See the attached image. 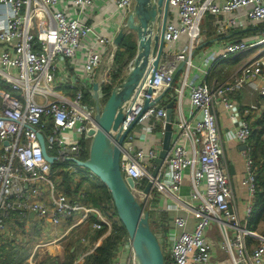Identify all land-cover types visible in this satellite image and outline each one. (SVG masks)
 Masks as SVG:
<instances>
[{"label": "built area", "instance_id": "obj_1", "mask_svg": "<svg viewBox=\"0 0 264 264\" xmlns=\"http://www.w3.org/2000/svg\"><path fill=\"white\" fill-rule=\"evenodd\" d=\"M94 4L95 0H64V3L62 0H0V5L6 8L5 26L0 28V80L10 87V90H0V234L6 232V220L10 216L28 219V214L33 213L45 224L56 226L81 211L80 221L94 216L92 227L104 229L103 238L115 235L113 217L100 208L70 198L59 186L61 168H53L55 163H67L69 176L80 174L75 161H83L88 156L87 144L96 129L94 117L98 108H102L99 88L102 87L105 94V89L111 90L124 76L109 75L117 49L113 41L125 25L134 0H102L101 17L92 13ZM169 9L175 14L169 18L167 12L163 31L167 44H164L159 65L154 72L150 69L143 75L122 106L123 120L119 129L123 132L133 126L121 146L120 169L125 178H132V193L142 211L156 224L163 221V209L157 208L154 201L168 194L182 203L178 192L185 173L189 175L188 197L196 202L190 208L193 227L186 230L187 218L174 215L165 264H207L214 241L206 239V230L212 223L218 227L221 235L218 245L227 255L228 264H264V233L241 227L230 207L232 191L222 159L215 110L218 105L229 113V119L235 124V138L247 145L250 126L241 117L233 95L245 83H254L258 68L264 66V58L251 60L242 66L240 74L236 72L212 86L189 81L187 75L206 14L224 13L240 20L236 12L245 10L247 19L263 23L264 0H222L221 4L215 0H168ZM105 21L107 27L103 25ZM183 36L186 40L177 51L165 57L167 48ZM250 47L264 49V37L252 42L233 41L226 45V51L234 54ZM210 57L208 61L216 55ZM104 59L109 65L97 75ZM131 62L126 68H130ZM179 63L184 64L185 75L175 88L177 133L160 169L153 175L154 159L162 143L155 139L149 120L159 122L162 137L165 106L154 103L144 109V103L153 102L166 88H172ZM95 82L97 101L93 98ZM185 87L189 89L192 107L188 110L182 108L181 102ZM259 93L264 96V86L259 88ZM86 99L95 102L89 103ZM257 107L251 104L243 112ZM112 133L114 137L118 130ZM38 134L43 138L47 155L54 158L53 164L44 158ZM135 141L142 143L136 146ZM248 151L249 147L242 183L252 199L256 190L255 167ZM147 185L149 189L145 191ZM172 206L177 208V205ZM76 225L71 224L68 230ZM229 229L236 231L234 237H230ZM65 235L53 237L52 242L56 243ZM247 237L257 244L249 246ZM124 245L129 249L131 264H137L125 233L116 240L111 264H121L120 250ZM38 246H34L33 252ZM91 252L90 249L84 255Z\"/></svg>", "mask_w": 264, "mask_h": 264}, {"label": "crops", "instance_id": "obj_2", "mask_svg": "<svg viewBox=\"0 0 264 264\" xmlns=\"http://www.w3.org/2000/svg\"><path fill=\"white\" fill-rule=\"evenodd\" d=\"M102 0H95V4L92 7V13L98 14L100 11V3ZM217 4H221L222 0H215ZM64 3V0H62ZM175 14V11L169 9L168 17L172 18ZM236 15L241 17L239 20L237 17H232L227 14H206L202 20L201 24V39L199 44L196 46L194 51L191 54V63L192 66L187 75H189V81H200L205 83L208 86H212L215 83H220L234 75L236 72L240 74V69L246 63L250 62L253 59L263 57L264 58V49L261 47H250L245 49L244 51L230 54L226 51V45L237 40H245V41H255L257 39L264 37V22L263 23H255L245 17V10H239L236 12ZM5 16H6V8L0 5V28L5 26ZM101 17V15H99ZM231 19V20H230ZM233 21V22H232ZM92 37V36H90ZM185 37L183 36L180 41L175 42L172 47L167 48L165 51V57H169L173 55L177 49L181 46V44L185 41ZM165 45L167 43H164ZM116 49V53L117 50ZM169 49V50H168ZM136 52V51H135ZM215 54L216 57L212 60L208 61V58ZM135 55V53H134ZM133 55V57H134ZM116 57V55H115ZM114 57L113 67L109 75H125L128 68H126L127 64L132 61V59L128 63H124L123 65L116 64V60ZM132 57V58H133ZM211 58V57H210ZM219 60L225 61L227 66H230V72L227 73L222 69H216V64ZM109 65L107 59H104L101 63V66L97 69V75H100L101 72ZM104 66V67H103ZM184 72V64L179 63L173 79L172 88H168L163 96L170 90L171 93L168 95L165 101L161 100L158 102V105L165 106L170 101L173 102L172 106V138L175 137L177 133V128L175 126L176 121V103H177V94L175 88L178 87L182 81ZM114 78V77H113ZM254 85L257 88H254ZM264 86V66H260L257 70V75L254 78V83L251 82L245 83L240 89L234 93L233 97L235 103L239 108V113L243 119L247 121V123L252 124L255 122L261 115L262 110L264 108V96L259 93V88ZM10 90V87L0 80V90ZM162 93V92H161ZM189 89L188 87L184 88V94L181 99L182 108L188 110L191 107L189 99H188ZM251 104H256L258 107L255 110H251L247 113L243 112L244 109L248 108ZM215 110L218 118V124L220 128L221 142L223 147V156L222 159L227 168V175L229 178V184L231 187L232 195H231V203L230 207L233 210V214L237 223L241 227H245L247 229L254 230L258 233H264V211L258 213L257 217L254 219L253 224L248 226L249 219L251 217V213L254 207V197L251 199L248 193L247 187L242 183L243 179L246 176V148L249 147L247 145L237 141L234 136V123L229 119V113L224 110L222 107L215 105ZM149 125L153 126L155 139L161 140L159 130V122L154 120L153 118L149 120ZM142 142L135 141V145L138 146ZM171 144V142H170ZM162 146V145H161ZM247 146V147H246ZM1 148V146H0ZM1 151V149H0ZM248 155L251 157V150L249 148ZM155 164V163H154ZM82 174H86L92 181H94V177L88 172H83ZM75 178V177H74ZM77 182V179L73 180V183ZM101 185V182H97L95 186L90 184H84L88 189L95 195L97 194V189ZM190 191V178L187 173H185L182 184L179 189V196L181 198L182 203L174 201L168 194L160 196L154 201V205L157 208L163 209V221L161 224H156L154 219H150L153 222V229L155 231V235L160 243V246H163L169 255L168 246H169V231L173 228L172 218L177 215L183 216L187 218V225L185 227L186 230H191L193 227V217L190 208L193 207L196 202L192 201L188 197V193ZM79 200V199H76ZM80 201V200H79ZM88 204V203H87ZM177 205V208H174L172 205ZM91 205V204H89ZM167 205V206H166ZM94 206V205H91ZM103 210L105 214H107L104 210L106 209L108 212L107 215L113 217L115 222V234L123 227L119 221V219L112 213V209L110 206L109 200L102 201L99 206H94ZM105 209H104V208ZM166 207V208H165ZM249 209V211H248ZM82 212L78 211L73 215L72 218L61 221L58 225L53 226L50 224H45L40 219L34 217V215L30 216L28 214V219L20 218L19 222H16V227H11V232L7 237L9 240V236L12 238L17 237L15 235L16 232L20 230L21 226L25 229L24 232H29L30 230L34 231L39 237H41V228H45L51 226V234L47 235L43 242H39V246L36 251L33 252L34 246L31 247L30 251L28 250L27 257L25 258L23 264H52V262H58L62 260H72V264H84L85 259L90 256L93 250L102 243L105 238H103V233L99 234L100 230L94 229L92 227V223L95 221L92 220L94 216H91L88 221H80ZM151 216V214H150ZM95 218V217H94ZM8 227L12 224L11 220L8 221ZM73 223L77 225L72 229H69V226ZM40 225V228H38ZM59 228L63 230L60 233H57ZM59 232V231H58ZM60 240L56 243L52 242L53 237H57L59 235L65 234ZM123 233H125L123 231ZM122 233V234H123ZM236 231L233 229H229L230 237H234ZM121 233H119L120 235ZM127 234V233H125ZM23 237V236H22ZM20 242L23 238L17 237ZM84 239V241H82ZM206 239L214 241L213 247H211V259L207 264H228L227 255L220 248L221 235L218 231V227L215 223L206 230ZM247 243L249 246H255L257 242L251 237H247ZM219 243V245H218ZM32 244V243H31ZM68 244H71L69 251L67 252ZM23 245H26L24 242ZM92 250V252L88 255H84L88 250ZM120 258L121 264H131V259L129 256L128 247L121 246L120 250ZM167 255V257H168ZM82 258V259H80Z\"/></svg>", "mask_w": 264, "mask_h": 264}, {"label": "water", "instance_id": "obj_3", "mask_svg": "<svg viewBox=\"0 0 264 264\" xmlns=\"http://www.w3.org/2000/svg\"><path fill=\"white\" fill-rule=\"evenodd\" d=\"M167 12L168 0H134L125 25L117 32L113 41L119 46L126 36L133 34L136 52L131 66L122 81L111 89L104 105L101 109L98 108L95 114L96 129L91 132L87 158L83 161H75L77 165L98 177L109 190L116 215L131 241L137 264H165V260L157 236L151 228L149 215L142 211L141 205L130 189L133 180L130 177L125 178L120 169L121 146L133 124L123 132L119 126L123 120V104L131 97L143 75L150 69L154 72L159 65L164 49L163 31ZM92 88L93 98L97 101L96 82ZM167 89L162 91L153 102L146 100L144 109L158 103ZM172 106V101L165 105L164 135L161 149L154 159L153 175L160 169L170 148ZM116 130L118 133L113 137L112 131ZM38 140L44 158L53 164L54 158L47 155L40 134ZM148 189L149 185L145 187V191ZM32 215L33 213H30V216Z\"/></svg>", "mask_w": 264, "mask_h": 264}, {"label": "trees", "instance_id": "obj_4", "mask_svg": "<svg viewBox=\"0 0 264 264\" xmlns=\"http://www.w3.org/2000/svg\"><path fill=\"white\" fill-rule=\"evenodd\" d=\"M135 51L136 43L134 37L132 35L125 37L122 41L121 46L118 47V55H116L115 57L116 64L118 63L120 65H123L124 63H128L132 59ZM112 76L117 77L119 76V74ZM124 76L120 79L119 82L122 81ZM105 92H107L106 89ZM109 93L105 96V99L109 96ZM249 126L250 136L248 140V146L251 150V158L253 159L255 167L256 185V190L253 196L255 200L254 207L248 222V226L250 228L258 213L264 211V108L260 117ZM66 165L67 163H55L53 165V168L55 169L61 168V170L58 171L59 186L61 187V189L70 198L75 200L79 199L86 204L88 203L94 206H99L102 201L109 200L112 213L117 217L110 192L105 185L101 183V185L97 189L96 195L91 191H88V188L84 186V184L86 183L92 186H95L97 182L100 183L101 181L98 179V177L87 170V172L90 173L92 177H94V181H92L93 179L91 180V178H89L86 174L82 173L76 174L75 178H72L71 176H69L68 171L65 168ZM74 179H77L75 185L73 183ZM9 220H11L12 224H16L17 221L19 222L20 218L16 216H10L9 219L6 220L7 227L9 224ZM92 220L94 221L95 218L93 217ZM150 225L153 232L155 233L152 220H150ZM123 231L126 233L125 229L122 227L120 232L118 231L115 235L105 239L102 243H100L93 250L92 254L85 259L84 264H111V261L115 254V250L117 248L116 240H118L119 233L122 234ZM10 232L11 229L9 232H3L0 234V264H23L25 258L27 257L28 250L30 251L32 247L31 241L24 238L22 239V241H24L26 245H23L24 242H20L17 237L12 238V236H9V240H7ZM101 233H103V230L99 231V234ZM70 247L71 244H68L67 252L69 251ZM52 264H72V260L65 259L56 263L52 262Z\"/></svg>", "mask_w": 264, "mask_h": 264}, {"label": "rangeland", "instance_id": "obj_5", "mask_svg": "<svg viewBox=\"0 0 264 264\" xmlns=\"http://www.w3.org/2000/svg\"><path fill=\"white\" fill-rule=\"evenodd\" d=\"M103 25H104V27H107V23H106V21L103 23ZM127 37V36H126ZM122 44V43H121ZM121 44L119 45V46H121ZM115 55H118V53L116 54L115 53ZM104 67V66H103ZM216 69H222V70H224V71H226L227 73H229L230 71V66H227V64L225 63V61H223V60H219L218 61V63L216 64ZM111 90L110 89H107V92L105 93V94H102V87H100L99 88V93H100V99H99V102H100V104H101V106H103L104 105V102H105V100L106 99H104L105 98V96L110 92ZM171 93V91L169 90L166 94H165V96H163L162 97V100L163 101H165L166 99H167V97H168V95ZM95 100V99H94ZM94 100H90V99H86V101L87 102H89V103H94L95 101ZM90 141H91V139H90ZM90 141H89V143L87 144V148H88V152H89V146H90ZM145 147L147 148L148 147V145H145ZM85 158V157H84ZM76 167H77V169H78V173L80 172V173H83V172H87V169L86 168H84V167H82V166H79V165H76ZM104 208V207H103ZM105 209V208H104ZM107 214H108V212L109 211H107L106 209L104 210ZM12 226H17L16 224H12ZM21 229L20 230H18L17 232H16V229H14L15 230V235L17 236V237H19L20 239L21 238H25V239H29V241H31V243H32V246H34V245H36V244H39V242H43V239L47 236V235H49V233L51 234V226H48V227H45V228H41V237H39L34 231H32V230H30L29 232H24V228L21 226L20 227ZM38 228H40V225H39V227ZM10 229H11V225H9V229H7L6 228V232H9L10 231ZM24 229V230H23ZM63 229L62 228H59V232L57 231V233H60L61 231H62ZM23 236V237H22ZM161 249H162V252H163V256H164V260H166V258H167V255H168V253H167V250H165V248L163 247V246H161ZM32 264H34V263H32Z\"/></svg>", "mask_w": 264, "mask_h": 264}, {"label": "flooded vegetation", "instance_id": "obj_6", "mask_svg": "<svg viewBox=\"0 0 264 264\" xmlns=\"http://www.w3.org/2000/svg\"><path fill=\"white\" fill-rule=\"evenodd\" d=\"M130 35H133L132 33Z\"/></svg>", "mask_w": 264, "mask_h": 264}]
</instances>
